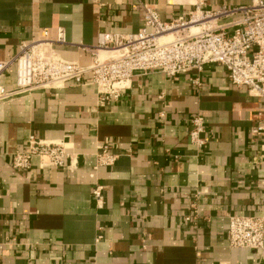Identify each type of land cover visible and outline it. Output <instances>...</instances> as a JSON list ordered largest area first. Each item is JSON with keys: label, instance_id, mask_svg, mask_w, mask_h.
<instances>
[{"label": "crops", "instance_id": "obj_1", "mask_svg": "<svg viewBox=\"0 0 264 264\" xmlns=\"http://www.w3.org/2000/svg\"><path fill=\"white\" fill-rule=\"evenodd\" d=\"M145 1L163 22L213 15L198 27L228 34L255 3ZM223 8L236 11L215 16ZM143 26L138 0H0V62L41 41L88 67L101 34ZM2 84L11 95L0 101V264H264V249L228 239L230 215L264 219V132L253 133L264 127V100L234 86L225 67L175 78L137 72L108 107L93 84L16 93L15 66ZM196 115L209 139L203 149L189 140ZM31 135L65 142L74 167L41 169L35 158L31 171L14 169ZM106 142L118 159L95 169Z\"/></svg>", "mask_w": 264, "mask_h": 264}, {"label": "built area", "instance_id": "obj_2", "mask_svg": "<svg viewBox=\"0 0 264 264\" xmlns=\"http://www.w3.org/2000/svg\"><path fill=\"white\" fill-rule=\"evenodd\" d=\"M138 6L144 11L143 28L129 35L101 34L88 67L64 60L49 42L22 43L13 60L0 62V101L11 95L4 88L2 78L13 66L16 68V93L62 88L70 82L93 84L98 91L99 106L108 107L120 101L137 72L158 71L168 78H175L192 71L201 73L210 63L225 67L234 86L247 87L250 95L264 100V0H255L251 8L241 9L249 16L232 34L207 28L198 33L191 32V26H199L213 15L197 13L187 21L179 19L166 23L161 20L156 5L138 0ZM235 11L223 8L215 16ZM199 15L201 21H197ZM169 33L175 35L172 41H160ZM57 43H67L62 29L58 30ZM252 49L255 51L251 54ZM100 51L109 55L102 59ZM263 132V126L253 130L254 134ZM189 140L199 149L208 143L204 118L200 115L191 121ZM112 149L109 142L99 147L95 169L112 167L116 163L118 155ZM35 158L39 159L41 169L73 168L75 165L65 142L31 135L24 150L13 155L12 167L31 171ZM92 194L96 206L102 208V187L96 185ZM187 220L192 219L188 217ZM228 239L234 248L264 249V219L230 215Z\"/></svg>", "mask_w": 264, "mask_h": 264}, {"label": "bare ground", "instance_id": "obj_3", "mask_svg": "<svg viewBox=\"0 0 264 264\" xmlns=\"http://www.w3.org/2000/svg\"><path fill=\"white\" fill-rule=\"evenodd\" d=\"M198 20L197 21H201V16L199 15L198 16ZM202 28L198 27L197 25H193L191 26V32L192 33H198L199 31H201ZM175 35L172 34V33H169L167 35H164L160 38V41H164V42H170L174 39ZM100 57L103 59V58H106L109 53L105 52V51H100Z\"/></svg>", "mask_w": 264, "mask_h": 264}]
</instances>
